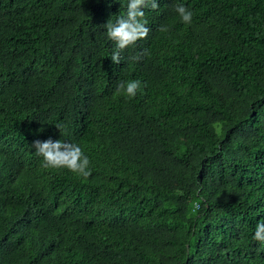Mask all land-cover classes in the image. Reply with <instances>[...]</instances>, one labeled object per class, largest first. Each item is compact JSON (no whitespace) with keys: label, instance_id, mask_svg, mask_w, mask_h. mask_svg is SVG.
Returning <instances> with one entry per match:
<instances>
[{"label":"trees","instance_id":"obj_1","mask_svg":"<svg viewBox=\"0 0 264 264\" xmlns=\"http://www.w3.org/2000/svg\"><path fill=\"white\" fill-rule=\"evenodd\" d=\"M126 3L0 0V264H264V0H157L114 64Z\"/></svg>","mask_w":264,"mask_h":264},{"label":"clouds","instance_id":"obj_2","mask_svg":"<svg viewBox=\"0 0 264 264\" xmlns=\"http://www.w3.org/2000/svg\"><path fill=\"white\" fill-rule=\"evenodd\" d=\"M158 7L157 0H127L123 14L117 16L115 22L111 20L105 26L107 39L115 44V50L110 55L114 64L121 63L122 52L137 47L138 42L148 37L150 29L147 26L144 10H156ZM173 7L181 23L192 24L193 12L189 8L183 3H176ZM161 31H167V28L162 27ZM141 88V81L125 80L118 82L116 91L117 94L134 99ZM33 147L35 155L42 158V166L45 168L67 169L84 178L92 175L90 158L77 143L48 139L47 141H35ZM253 239L264 246V220L256 224Z\"/></svg>","mask_w":264,"mask_h":264}]
</instances>
